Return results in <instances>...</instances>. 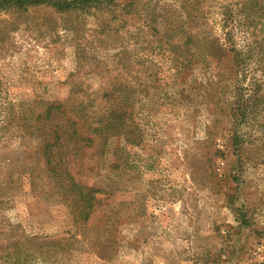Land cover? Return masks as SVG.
Wrapping results in <instances>:
<instances>
[{
    "label": "rangeland",
    "instance_id": "obj_1",
    "mask_svg": "<svg viewBox=\"0 0 264 264\" xmlns=\"http://www.w3.org/2000/svg\"><path fill=\"white\" fill-rule=\"evenodd\" d=\"M156 2L153 22L120 16L102 34L108 18L74 19L77 34L45 8L16 32L0 16V106L120 82L142 133L70 166L110 195L86 224L38 139L0 133V264H264V100L244 120L230 112L234 85L251 93L264 76V0Z\"/></svg>",
    "mask_w": 264,
    "mask_h": 264
},
{
    "label": "trees",
    "instance_id": "obj_2",
    "mask_svg": "<svg viewBox=\"0 0 264 264\" xmlns=\"http://www.w3.org/2000/svg\"><path fill=\"white\" fill-rule=\"evenodd\" d=\"M156 1L145 0L141 3V0H125L124 2L119 0H0V16L6 15L10 31L16 32L20 25L29 19L44 21L43 16L34 17L31 16V12L38 8H45L49 9L48 17L52 19V25H56L53 15L59 19L64 18V21L59 24L60 30L73 31L77 34L82 31L76 26L78 22H74V19L90 16L97 21V27H99L100 21L108 18L109 21L104 22L99 32L102 34L105 30H114L107 25L112 20L125 24L127 19H120V16L136 17L138 20L142 17L144 22L147 19L153 22L157 18ZM179 1L184 3L187 0ZM43 26L44 22L41 28ZM56 26H50L48 30H55ZM7 36L8 34L0 32V42H3ZM76 59L82 60L80 55ZM235 61L234 63L239 65L243 60L236 58ZM121 85L120 82L111 83V87L98 93V97L93 96L96 93H91L79 99L71 94L61 103L34 98L21 101L8 100L0 106V115L2 112L3 117L0 123L2 124L0 125L1 135L13 131V136L38 139L40 157L48 167L52 180L63 191L64 196L70 197L71 213L75 222L86 224L92 213L107 205L110 195L95 186H87L75 180L70 166L76 163L78 167H81L83 154L91 150L92 154L103 157L106 147L114 138H122L124 142L131 145H138L141 142V129L133 116L136 101L122 98L124 97L122 95H126L127 92ZM2 89L0 82V98H3ZM246 91V88L238 84L234 85L230 112L234 117H239L238 120H244L248 115L254 114L264 100V76L260 81L256 80L252 83L251 93ZM24 238L30 243L39 239L32 235H24ZM39 253L42 256L47 255L42 250Z\"/></svg>",
    "mask_w": 264,
    "mask_h": 264
}]
</instances>
